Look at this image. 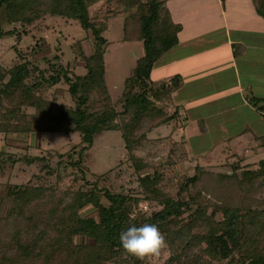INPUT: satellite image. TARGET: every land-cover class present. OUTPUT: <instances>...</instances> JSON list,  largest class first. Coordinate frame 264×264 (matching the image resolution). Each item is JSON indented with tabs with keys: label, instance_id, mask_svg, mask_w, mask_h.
<instances>
[{
	"label": "trees",
	"instance_id": "obj_1",
	"mask_svg": "<svg viewBox=\"0 0 264 264\" xmlns=\"http://www.w3.org/2000/svg\"><path fill=\"white\" fill-rule=\"evenodd\" d=\"M100 1L0 0V40L31 36L47 17L77 21L94 40L89 55L81 41L76 43L84 74H71L59 56L47 59L48 67H39L33 58L43 50L41 39L29 53L17 48L19 61L11 67L0 64V134L77 133L81 141L59 153L55 166H71L82 174L81 184L64 189L47 183H7L1 188L0 264H152L153 255L133 256L119 242L122 230L144 223L156 224L165 237L161 249L169 256L162 264H264V199L259 198L264 159L244 167L234 163L230 172L222 173L197 166L193 176L168 181L158 168L146 172L152 165L137 152L145 149L154 130L179 117L178 107L172 114L168 108L182 77L157 84L152 72L178 44L180 25L172 22L162 0H118L130 12L123 40L142 41L145 54L114 99L107 84L109 42L90 10ZM259 11L264 15L263 7ZM16 24L23 26V35ZM61 83L68 85L72 103L48 95ZM251 103L264 116V98L253 97ZM107 131L121 133L140 191L122 192L103 184L108 173L94 180L86 177L92 148ZM260 139L264 149V137ZM21 158L0 152V177L9 162L12 168ZM24 160L42 163L41 172L52 168L48 157ZM143 202L159 208L149 213Z\"/></svg>",
	"mask_w": 264,
	"mask_h": 264
},
{
	"label": "rangeland",
	"instance_id": "obj_2",
	"mask_svg": "<svg viewBox=\"0 0 264 264\" xmlns=\"http://www.w3.org/2000/svg\"><path fill=\"white\" fill-rule=\"evenodd\" d=\"M162 1L167 7V3H165L164 0ZM170 2L174 13H180L182 9L180 6V0H168V4ZM209 4L210 6L207 9H211L212 12L216 11L215 8L218 3L216 6H214L213 3ZM90 10L93 20L103 28V34L109 42L105 56L107 84L112 97L116 99L122 94L126 79L132 76L133 70L137 65V60L144 56V43L135 39L123 40L125 36L126 19L130 12L127 11L118 0L100 1L93 4ZM211 16L213 17L212 23L204 21V23H202L203 25L201 23L198 24L200 29L192 30V33L199 30L198 32L200 36L197 40L202 41H194L193 43H190V45H187V48L191 47L193 49L184 53L185 55L193 54V58L200 60L201 54L199 55L198 51L208 50V37L211 36V31L213 32L212 35L215 39L213 40L214 45L225 40L228 33L227 29H218L223 23V18L217 17L215 14H211ZM189 17L190 19L184 15H180L177 19L187 22H192V20L193 22L196 21V18H193L192 15ZM206 18L207 16H205V19ZM13 26H16L17 29L15 30L21 31L20 34L23 35V26L20 24ZM133 29H136L135 25L129 32V36L132 38L135 35V33L133 35ZM188 30L191 29L186 30V35H183L184 40L187 34H190ZM180 32L181 29L177 36ZM33 34L35 36H33ZM38 39H41L39 42L43 44V50L37 54L33 60L39 65V67L42 69L48 67L47 59L59 56L60 62L64 66L69 67L71 74H84L86 72L85 63L76 43L81 41L84 52L89 55L94 50V40L91 34L86 32L77 21L66 20L63 18H45L37 24L36 29H32L31 36L23 35L22 40H18L17 34L1 39L0 64L7 68L11 67L16 60L19 61L16 49L19 48L22 49L23 52L29 53L31 47L36 44ZM178 48L180 47H176V51L170 54L174 61H179L181 64L182 61L176 57L180 51ZM217 51L218 49L214 51V54ZM180 53L182 52L180 51ZM213 56L216 60V55H213L212 53L211 57ZM218 58H221L219 62H215V60L211 61V68H208L206 74L202 72L198 76V68L200 67H196V64H193L192 61L189 63L185 62L182 67L171 65L170 72H189L191 73L190 79L192 77L202 79L199 81L202 82L200 85L201 90L205 88L204 82H208L205 81V79H211L216 72V74L218 73V81H222L215 84V87L218 85L221 88H219L221 91V97L219 99H221L222 102L231 100L232 98H234L235 101H238V94L233 87L237 83H235L234 78L231 75L232 64L230 63L228 56L225 54L224 49H222ZM204 59L206 60L207 58ZM212 69L213 72L211 71ZM204 70L206 71L207 69ZM156 75L157 74L155 73L152 78L154 79ZM174 76L175 75L171 73L168 77L173 78ZM245 78H243L244 83ZM223 89H227V92ZM209 92L203 93L199 91V94L200 96L207 97L210 95ZM48 95L50 98L56 97L60 103H72L68 94V85L65 83L58 84L52 89H49ZM93 97L95 96L93 95ZM210 97L206 99V101L201 98L200 101L209 103V100H213V96ZM194 105L195 104H190L191 111L195 112L191 115L194 118L201 117L204 114H207V112L213 111V108H218L216 104L211 105V107H207L206 105L194 107ZM241 112V110H238L234 115L222 114L220 118L232 116V119L236 118L239 120L244 115L243 112ZM169 113H174V109L170 108ZM180 115L179 117L181 119L176 118L167 126H162L154 130V132L149 135L151 140H149L145 149L137 152V154L142 155L144 159L152 165L151 168L145 170L146 172H153L154 168H158L163 173L166 181H168L172 177L193 176L196 173L197 166L203 167L210 173H222L227 171L230 172L232 164L234 163H242V166L244 167L248 163H254L257 165L261 159H264V149L258 150L256 146L252 147L251 144L247 142L249 140L248 137H238V139H236L238 144L237 149H234V147L231 146L218 148L219 145H216V142H218L219 139H223L224 143L227 142L225 141L226 136L221 133L224 136L223 137L214 129H209L212 131H209L205 138L200 137L189 142L187 139H189L192 134L199 133V130H196V124L192 129L188 130V119L186 118V115L184 113H180ZM80 141L81 137L77 133L66 134L63 132H47L42 135L34 134L32 136L26 134H0V152L5 153L6 155H17L18 157H22V160L17 162L12 168L11 162L8 163L4 170V174L0 177V190L7 183H47L61 189L70 186H78L82 183V174L77 169L74 170L71 166L58 169L55 164L58 161L57 155L59 153L62 154L69 152ZM240 143L241 145L239 146ZM173 152L174 156L172 157L171 153ZM38 155L51 159L50 162L53 164H51V170L41 172L39 168L42 163L39 164V162H35L30 164L24 160L25 157H34ZM245 155L248 156V159H245ZM91 157L92 158L88 159L86 163L89 167V172L86 176L88 179L94 180L95 175L108 173L106 181L103 184L122 192L140 191L138 174L135 173L134 168L128 159V152L125 149V144L119 131H107L98 137L92 148ZM74 171L79 173H74ZM209 197L211 198V196ZM259 198L264 199V190L259 194ZM141 206L149 213L154 209L159 208L155 204H149L146 202H143ZM87 211L89 212V210ZM168 256L169 251L167 249H161L159 254L153 255L151 263L162 264Z\"/></svg>",
	"mask_w": 264,
	"mask_h": 264
},
{
	"label": "crops",
	"instance_id": "obj_3",
	"mask_svg": "<svg viewBox=\"0 0 264 264\" xmlns=\"http://www.w3.org/2000/svg\"><path fill=\"white\" fill-rule=\"evenodd\" d=\"M164 1L167 3V9L169 10L172 22L180 24L181 32L178 35V44L167 52L154 66L152 77L155 73L157 75L152 79L155 83L159 84L163 81H169L171 78L168 76L171 73L175 76L180 75L182 77L183 84L172 94V101L168 109L173 108L175 110L178 107L179 115L180 113L186 115L188 119V130L192 129L196 124V130L198 129L199 133L196 131L197 133L192 134L187 140L191 142L196 138H205L206 134L214 129L220 135L225 134L226 136L225 141L227 142L224 143L223 139H219L216 142V145H219L218 148L231 146L237 149L238 144L236 139L238 137H248L249 140L247 142L252 147L256 146L258 150H262V141L260 138L264 137V116L261 111L252 105L251 98H264V15L259 11L260 8H264V0H180V6L182 7L180 13H174L171 2L168 4V0ZM209 3H213L214 6L217 5L215 8L216 11L212 12L211 9H207L210 6ZM211 14L223 18V23L218 29H227V37L223 42H218L214 45L213 40L215 39L211 31V36L208 37V44L206 43L209 46L207 48L208 50L198 51L199 55L201 54L200 60L193 58V54L185 55L184 53L193 49L191 47L187 48V45H190L194 41H202L197 40L200 36L199 30L193 33L192 30L200 29L198 24H202L204 21L212 23L213 17ZM180 15H184L189 19V16L192 15L193 18H196V21L193 22L192 20V22H187L178 20L177 17ZM205 16H207L206 19ZM187 29H191L188 30L190 34H187L184 40L183 35H186ZM176 47H180L178 50L183 53L179 51V54L176 56L182 61L181 64L179 61H174L170 54L176 51ZM216 49L218 51L214 54ZM222 49H224L225 54L232 64L231 75L235 83H237L233 87L238 94V101L232 98L231 100L222 102L219 99L221 97V88L218 85L215 87V84L222 81H218V73L216 74V72L211 79H205V81L211 84L204 82L205 88L203 90L200 87L202 82H199L202 79L197 77L190 79L191 73L189 72H170L171 65L182 67L185 62L189 63L192 61L193 64H196V67H200L198 68V76L202 72L206 74L208 68L211 66V61L215 60L214 56L211 57L212 53L216 55L217 61L215 60V62H219L221 58L218 57ZM204 58L207 59L205 60ZM204 69L207 70L205 71ZM211 71L213 72V69ZM243 78H245V83ZM223 90L227 92V89ZM199 91L203 93L210 91V95L207 97L200 96ZM210 96H213V100H209V103L200 101L201 98L206 101ZM190 104H195L194 107L205 105L211 107V105L216 104L218 110L213 108V111H209L201 117L194 118L191 116L194 111H191ZM238 110L243 112L244 119L243 117L239 120L236 118L232 119V116L220 118L222 114L234 115ZM180 117L178 119H181Z\"/></svg>",
	"mask_w": 264,
	"mask_h": 264
},
{
	"label": "clouds",
	"instance_id": "obj_4",
	"mask_svg": "<svg viewBox=\"0 0 264 264\" xmlns=\"http://www.w3.org/2000/svg\"><path fill=\"white\" fill-rule=\"evenodd\" d=\"M119 242L129 254L137 257L157 255L165 246V237L153 223L132 225L119 233Z\"/></svg>",
	"mask_w": 264,
	"mask_h": 264
}]
</instances>
